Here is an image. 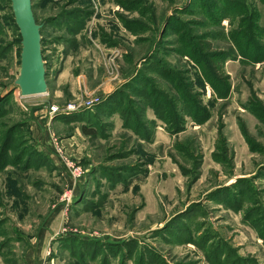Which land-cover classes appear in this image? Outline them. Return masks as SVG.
<instances>
[{"label":"rangeland","instance_id":"374dc122","mask_svg":"<svg viewBox=\"0 0 264 264\" xmlns=\"http://www.w3.org/2000/svg\"><path fill=\"white\" fill-rule=\"evenodd\" d=\"M32 6L23 98L0 0V264H264V0Z\"/></svg>","mask_w":264,"mask_h":264},{"label":"water","instance_id":"95a60500","mask_svg":"<svg viewBox=\"0 0 264 264\" xmlns=\"http://www.w3.org/2000/svg\"><path fill=\"white\" fill-rule=\"evenodd\" d=\"M15 24L21 36L20 67L14 84L23 98L46 95L45 62L42 55V25L34 17L32 0H11Z\"/></svg>","mask_w":264,"mask_h":264},{"label":"built area","instance_id":"2783aa9c","mask_svg":"<svg viewBox=\"0 0 264 264\" xmlns=\"http://www.w3.org/2000/svg\"><path fill=\"white\" fill-rule=\"evenodd\" d=\"M116 71V69H114V68H112V74H113V76L111 77V79L110 80H117V75L114 73ZM91 105H92V103H87V106L86 107H91ZM69 109H74V108H72V107H69ZM51 111L53 112V113H55L56 111H57V108L56 107H52L51 108ZM83 171L81 170V169H76L75 170V172H74V174L76 175V177H82L83 176ZM64 197H67L66 195L64 196Z\"/></svg>","mask_w":264,"mask_h":264},{"label":"crops","instance_id":"0c3cea01","mask_svg":"<svg viewBox=\"0 0 264 264\" xmlns=\"http://www.w3.org/2000/svg\"><path fill=\"white\" fill-rule=\"evenodd\" d=\"M58 81L60 82L61 81V78L60 77H58ZM57 81V82H58ZM110 82H113V81H110ZM117 82H119V81H117ZM116 82V83H117ZM72 84V92H74L73 94L75 95L76 94V92H77V89H79L80 90V88H81V86H80V80L78 79V80H75L73 83H71ZM113 83L112 84H109V85H107V87L105 88V89H108L109 87H113ZM83 86H85V84L83 85ZM104 89V90H105Z\"/></svg>","mask_w":264,"mask_h":264},{"label":"trees","instance_id":"16d2710c","mask_svg":"<svg viewBox=\"0 0 264 264\" xmlns=\"http://www.w3.org/2000/svg\"><path fill=\"white\" fill-rule=\"evenodd\" d=\"M85 128L87 129L86 126H83L82 131H83L84 134H88V132H87V130H86ZM88 135H89V134H88Z\"/></svg>","mask_w":264,"mask_h":264}]
</instances>
